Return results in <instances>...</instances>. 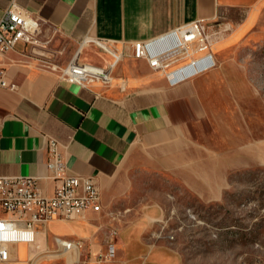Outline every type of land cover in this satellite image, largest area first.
Here are the masks:
<instances>
[{
  "label": "crops",
  "instance_id": "crops-1",
  "mask_svg": "<svg viewBox=\"0 0 264 264\" xmlns=\"http://www.w3.org/2000/svg\"><path fill=\"white\" fill-rule=\"evenodd\" d=\"M12 4L38 18L45 35L59 34L63 50L73 49L70 58L86 38L113 40L131 51L135 41L155 39L195 20L210 27L229 25L234 32L264 33V0H0V17ZM43 50L19 44L0 57L15 85L0 88V175L45 177L46 141L52 137L62 145L67 173L93 179L102 209L83 220L46 223L30 248L12 245L10 260L0 264H25L47 245L67 251L56 238L82 240L84 246L74 250H84V257L111 253L125 264H168L142 240L143 227H117L116 217L104 223L103 209L127 193L132 170L166 172L207 201L220 197L228 170L237 168L240 159L244 167L254 162L253 152L226 151L232 142L225 137L238 135L235 122L249 102L240 97L249 87L239 67L216 50L215 67L200 75L176 85L165 81L138 88L147 74L136 76L126 59L114 86L103 89L60 80L32 56L36 51L47 55ZM96 53L102 60L85 51L81 59L85 54L83 61L104 65L107 58ZM39 186L51 196L55 183L43 180Z\"/></svg>",
  "mask_w": 264,
  "mask_h": 264
},
{
  "label": "rangeland",
  "instance_id": "rangeland-1",
  "mask_svg": "<svg viewBox=\"0 0 264 264\" xmlns=\"http://www.w3.org/2000/svg\"><path fill=\"white\" fill-rule=\"evenodd\" d=\"M210 26L206 25V33L210 35L213 53L222 50L227 54L225 60L239 67L240 77L249 87L244 93L240 91V97L249 102L240 107L239 122H235L238 135L225 137L232 142L226 151L240 155L253 152L254 162L244 167L240 159L237 168L228 170L220 197L207 201L197 198L166 172L132 170L127 193L111 199L102 218L105 223L116 217L113 222L117 227H143L142 240L156 247L168 264H264V163L260 162L264 151V33L234 32L235 27H219L217 23ZM40 40L45 44L36 50L44 49L48 54L32 53L39 64L65 67L73 49L63 50L61 45L65 43L56 32L49 37L41 29ZM115 48L123 53V58L112 71V82L103 89L114 86L116 72L126 59L130 61L128 69L136 76L147 74L138 88H155L166 81L146 61L134 60L129 49L120 48L118 43ZM84 51L102 60L98 51L108 59L105 63L111 58L95 47ZM126 83L121 81L123 86ZM83 252H63L47 245L25 264H76L85 258Z\"/></svg>",
  "mask_w": 264,
  "mask_h": 264
},
{
  "label": "built area",
  "instance_id": "built-area-1",
  "mask_svg": "<svg viewBox=\"0 0 264 264\" xmlns=\"http://www.w3.org/2000/svg\"><path fill=\"white\" fill-rule=\"evenodd\" d=\"M41 22L12 4L0 17V57L16 50L19 44L31 51L43 48L40 40ZM210 35L201 20L192 21L149 41H135L131 55L144 60L148 66L164 75L169 85L200 75L215 67ZM115 41L86 38L79 44L65 67L50 65L48 69L62 81L82 87L109 85L112 71L123 58L115 48ZM95 47L107 54L109 63L96 65L81 59L85 48ZM114 53H110L107 48ZM35 53V52H33ZM110 64H112L110 66ZM0 88L15 89L8 81L6 68L0 64ZM61 143L48 137L46 141L48 174L36 176L0 175V263L10 260V247L16 244H34L39 229L50 221L83 220L88 212L98 213L102 209L101 197L95 182L90 177L70 175L61 151ZM43 180L53 181L55 188L51 196L40 189ZM112 235L116 231L111 232ZM59 247L67 250L83 245L82 240L68 241L56 238ZM77 264H125L115 261L111 253H88Z\"/></svg>",
  "mask_w": 264,
  "mask_h": 264
},
{
  "label": "bare ground",
  "instance_id": "bare-ground-1",
  "mask_svg": "<svg viewBox=\"0 0 264 264\" xmlns=\"http://www.w3.org/2000/svg\"><path fill=\"white\" fill-rule=\"evenodd\" d=\"M83 44H84V41H83ZM79 48V50H81V48H82V46L81 47H78ZM105 48H107L108 49V51L110 52V53H114L112 50H110L108 47H105ZM110 62V61H109ZM109 62H107V63H109ZM112 64H110V66H111ZM55 242H57V241H55ZM65 250H67L66 248H64Z\"/></svg>",
  "mask_w": 264,
  "mask_h": 264
}]
</instances>
